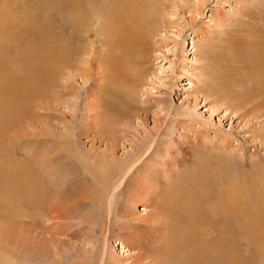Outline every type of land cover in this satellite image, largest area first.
<instances>
[{"label":"bare ground","instance_id":"obj_1","mask_svg":"<svg viewBox=\"0 0 264 264\" xmlns=\"http://www.w3.org/2000/svg\"><path fill=\"white\" fill-rule=\"evenodd\" d=\"M155 1L60 0L62 10L68 11L71 15L70 21L74 30L87 21L88 34L92 31L91 27L95 22L92 23L93 19L89 11L105 9L101 16H98L102 21L98 22L97 29L101 41L99 62L102 72H105V76L102 74L103 77L97 79L101 82L98 87L99 97L96 100L99 111L90 117L92 122L82 134L87 137L94 134L92 138L99 139L100 143H105L106 140L107 142L101 153L96 152L94 156H86L75 142L74 129L66 130L63 140L59 143L56 141V147H52L51 144L45 146L42 159L38 163L34 164L33 160H30L33 164H28L23 183H15L13 177L1 183L6 197L0 200V258L4 260V263L0 262V264H15L13 258L22 255L26 258V263L22 264H172L174 261L177 264H212L215 255L219 257L217 262L222 260L234 264L235 249L229 246L227 232L223 234L225 240L216 244L212 242H216L217 239L209 240L208 237V239L203 237L217 232L211 221H215L218 225L225 224L231 233H234L235 225L238 224L233 222L235 220L237 223L241 222L243 219H240V216L245 214L240 209L252 207L251 186L246 182L239 188L234 175L236 173L233 174V166L227 155L214 154L211 157L199 158L198 154L192 162L193 166L180 172L177 168L182 167L186 156L193 153L190 148L191 142L187 143L190 147L182 143L181 149L188 150V153H180V157L172 165L171 173L173 170L176 173L170 176L171 173L160 171V168H155L150 163L145 169L148 155L144 156L143 160L135 157L122 162L116 159V152L113 150V147L118 145L119 131L122 130L123 123L131 121L135 114L132 99L144 93L148 89L149 82L162 79L158 76L160 67H154L156 60V66L162 62H159V58H164V54L161 49L156 50V46L159 38L165 40L169 37L165 29H162L164 25L159 17L161 8L160 5H155ZM195 2L199 4L200 0ZM262 31L259 33L258 27L252 30L251 40L241 35L239 38L237 34L235 37H238V41L234 39L232 45L243 47L244 51L242 54L239 52V59L253 73L251 79L253 78L255 82V90H249L250 88L247 87L248 91L237 92L232 88L228 95H224L225 91L221 90L223 93L219 98L218 94L217 96L215 94L221 92L219 87L221 89L223 86L218 83L225 77L215 73L219 76L218 79L222 77L217 82L218 80L216 81L208 71L204 72L202 76H205V79L201 80V93L205 100L213 99L218 105L222 98L226 97V110L229 108L235 112L242 110L240 117L248 119V122L255 118L259 122L251 130V135L256 140L260 139V142H264V99L257 102L258 94L264 92ZM174 35L176 47L177 38L181 35ZM20 40L18 42H21ZM23 41L26 42V39ZM66 47L68 45L63 42L62 48L59 47L58 51L71 55V51ZM247 47H250L249 53L246 52ZM234 48L236 51V47ZM94 50L95 47L91 45L90 51L84 52L80 65L74 66V62H69V67L66 63L67 69L72 68L75 76L80 74L82 79H88L90 59ZM52 52V48L44 45L38 51L28 49L30 62L27 61V64L21 68L24 72L21 70L22 75L13 74L9 79L7 88L11 95L10 99L12 98L15 103L18 99L26 108L30 105L34 107V103L27 105L25 101L29 99L21 97L22 95L27 96L31 93L34 102L37 98L46 95L44 86L39 82L46 73L44 62L53 57L54 52ZM67 59L68 56L66 62ZM247 74V76L251 75ZM154 76L157 77L154 79ZM28 78L30 81H26L29 80ZM243 83L234 87L242 85L243 88ZM23 84L28 86V90L22 92L25 87ZM228 86L226 84L225 87ZM216 87L219 91L215 89ZM197 100L196 96L194 108L198 106ZM11 107L15 109L13 105ZM51 134L48 133L46 136L52 137ZM46 139L49 140V137ZM198 145L202 146L203 142ZM151 148L152 145H148V149L141 155H145ZM232 149L236 150V146ZM199 152L203 151L200 149ZM162 161L157 159L156 164L162 167L164 166ZM6 182L10 184L4 186ZM18 195L27 200V205L19 204L22 199L19 200L16 197ZM139 202L147 204L143 207L144 214L137 209ZM262 202L259 204L261 209ZM262 216L260 215V218ZM44 219L55 222L48 227L44 224ZM250 219L252 218L248 219V216L245 219L247 225H250ZM61 220H67V224L61 225L58 222ZM69 220L76 222L69 224ZM49 228L56 233L60 231L59 234L68 237L69 240L87 239L99 242V250L94 262L89 251L84 248L77 249L76 254L64 255L62 248L67 247L71 251L72 245L68 240L56 238L55 233L47 237ZM111 237L120 240L124 252L134 251L128 263L113 254Z\"/></svg>","mask_w":264,"mask_h":264},{"label":"rangeland","instance_id":"obj_2","mask_svg":"<svg viewBox=\"0 0 264 264\" xmlns=\"http://www.w3.org/2000/svg\"><path fill=\"white\" fill-rule=\"evenodd\" d=\"M5 1L0 0V200L6 197L1 183L11 177L15 183H23L27 168L32 163L30 160H33L34 164L38 163L42 159L41 155L45 146L51 144L52 147H56L57 142L63 140L66 130L74 129L75 142L86 156H94L96 152L101 153L107 142L106 140L105 143H100L99 139L92 138L94 134L89 137L82 134V131L92 122L90 117L99 111L96 100L99 97L98 87L101 82L97 79L103 77L102 74L105 76V72H102L99 62L101 41L97 29L102 21L99 17L105 9L89 11L93 19L92 23L95 21L89 35L87 21V25L83 23L74 30L70 21L71 15L68 11L62 10L60 0H8L4 5ZM154 3L160 5L159 17L164 25L162 29H165L169 37L165 40L162 38L157 40L159 47L156 46V50L161 49L164 58H159V62H162H158L157 66L156 60L154 68L160 67L158 76L162 79H155L157 76H154L155 82H149L148 89L140 93L139 97L132 99V103L135 104H133L135 114L131 121L123 123L122 130L119 131L118 145L113 147L116 159L127 162L131 158L138 157L139 160H143L144 156L148 155L145 169L153 164L155 168H160V171L165 170L170 174L172 165L180 157V153H188V150L181 149L182 143L188 146L190 144L188 142H191V147H188L192 148L193 153L186 156L182 167L179 169L176 167L180 172L192 167V162L198 154L199 158L211 157L214 154L227 155L233 166L232 172L236 173L234 175L239 188L246 182L251 186L252 207L247 208L248 210L240 209L245 214L242 212L241 222L237 223L236 220L233 222L238 224L235 225L234 233H231L225 224L218 225L215 221H211L217 232L203 235V237L209 240L217 239L216 242H212L216 244L225 240L224 233L227 232L229 246L235 249L234 264H264V220H260L264 219V142H260V139L256 140L251 135V130L259 122L255 118L248 122V119L240 117L242 110L238 112L233 111L232 108L226 110V97L222 98L223 104L221 100L217 105L213 99L205 100L201 93V80L205 79L202 75L208 71L215 80H218L217 82L223 76L225 77L218 83L223 86V89L218 87L220 91H225L224 95L230 94L232 88L237 92H246L247 87L252 91L256 89L255 82L253 78L251 79L253 73L239 59V52L243 53V47L232 45L233 40L238 41L237 38H240V35L251 40L250 33L257 27L259 33L263 30L264 34V0H200L199 4L195 0L189 2L156 0ZM174 34L181 35L177 38L176 47ZM23 39H26V42ZM19 40L21 42H18ZM63 42L68 45L66 48L71 51V55L67 51V55L58 51L59 47L62 48ZM42 45L49 46L54 52L53 57L44 62L46 73L39 82L44 86L46 95L40 97L43 100L37 98L39 100L36 99L34 102L32 94L29 95L26 92L27 96H21L28 97L29 100L25 103L30 105L33 102L35 105L25 108L18 99L15 103L12 98H9L11 95L7 85L10 77L13 74L22 75L21 68L27 64V61L30 62L28 49L38 51ZM91 45L95 47V50L90 59L89 78L84 80L80 74L75 76L72 68L67 69L66 63L68 67L69 62L79 66L84 52L90 51ZM246 50L249 53L250 47ZM234 55L237 56V60ZM66 56H68L67 62ZM246 71L251 74L250 77L247 76ZM215 73L222 77L218 79L219 76ZM242 78L245 79L242 80ZM239 80L242 81L239 82ZM242 82H244L243 88L242 85L234 87ZM226 84L229 85L227 88ZM23 85L25 87L22 92L28 90V86ZM218 87L215 88L217 91H219ZM223 91L216 93L215 90V96L218 94L220 98ZM196 96L198 106L194 108ZM262 99H264V92L261 95L258 94L257 102ZM12 105L15 109L11 107ZM137 114L139 115L136 118ZM48 133H52L55 137L52 134V137L46 136ZM48 137L49 140L46 139ZM201 142L203 145L199 146L198 143ZM148 145H152V148L142 156L143 151L148 149ZM235 146L236 150L232 149ZM200 149L203 152H199ZM157 159L164 160L165 162L162 161L164 166L157 165ZM175 173L173 170L170 176ZM9 184L6 182L4 186ZM16 189L19 191L18 187ZM16 197L19 200L22 199L20 205H27V200L21 195ZM261 202L262 209L259 205ZM146 205L144 202H139L137 209L141 214H144L143 207ZM260 215H263L262 218ZM247 216L248 219L252 218L250 225L245 223ZM39 217L40 221L41 216ZM43 222L49 227L55 220L51 222L44 219ZM58 222L63 226L67 224V220ZM75 222L69 220V224H75ZM52 233L56 234L54 235L56 238L68 240L72 245L71 251L67 247L62 248L64 255L76 254L77 249L84 248L91 254L93 262L96 259L99 242L87 239L69 240L68 237L61 236L60 231L56 233L52 228L47 229L46 236L50 237ZM110 242L113 254L128 263L134 251L124 252L120 240L116 237H111ZM216 256H213L212 264H228L222 260L217 262L219 257ZM13 260L15 264L26 263L24 255ZM0 262L4 263V260L0 258ZM172 264L177 262L174 261Z\"/></svg>","mask_w":264,"mask_h":264}]
</instances>
